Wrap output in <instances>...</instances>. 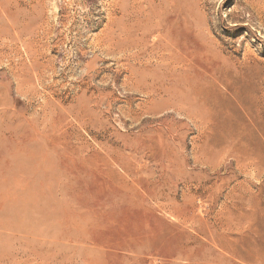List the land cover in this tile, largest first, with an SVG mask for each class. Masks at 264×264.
I'll use <instances>...</instances> for the list:
<instances>
[{
  "label": "rangeland",
  "instance_id": "rangeland-1",
  "mask_svg": "<svg viewBox=\"0 0 264 264\" xmlns=\"http://www.w3.org/2000/svg\"><path fill=\"white\" fill-rule=\"evenodd\" d=\"M164 19L180 42L204 36L251 59L264 102V0H0V264H149L137 259L205 225L216 245L264 244V168L229 149L211 160L206 130L166 104L184 101V86L160 63ZM188 190L194 206L175 216L130 197L182 203Z\"/></svg>",
  "mask_w": 264,
  "mask_h": 264
},
{
  "label": "bare ground",
  "instance_id": "bare-ground-1",
  "mask_svg": "<svg viewBox=\"0 0 264 264\" xmlns=\"http://www.w3.org/2000/svg\"><path fill=\"white\" fill-rule=\"evenodd\" d=\"M159 27L160 28H159V33H158V39H159L158 42L160 44V49L162 51V54H161V56L160 55H158V56L160 57V63L165 68L166 78L171 80V81L180 82L178 84L183 83L182 85L184 86V92H183V96H182L184 101L178 102L179 104H175V103L172 104V103H170V101H168V103H166V104L168 106L175 107V110H177L180 114L183 113L189 119V121H191V123H193L194 126L200 128L201 131H205V130H206V132L208 131V135H206V132H205V136L202 138H203V141L208 144V145H206V147L208 146L207 149H209V151L205 152V153L206 154L209 153L208 156H210L211 160H216L217 158L221 157L223 151L225 149H229V151H231V155L233 152L234 155L238 156L235 158L240 159L242 162V165H244V166L253 165L257 169V171L259 173H261L260 171H262V169L264 168V102L259 101L260 98H258L256 96V88L254 86L255 85L254 78H255V76H256V78H258L257 76L259 75V68L260 67L258 68V66H256L255 63L253 65V62H250L251 59H250V61H245L246 60L245 59L242 62H240V61L236 60L237 58L235 59L232 55L229 56L228 53H227L228 56L224 55L226 53H224L225 51L223 52L221 50L223 48H221L219 46V44H217L218 41H217V43L214 42L213 40L208 41L206 39V37H204V36H200V37L193 36L191 41H189V42L187 40L185 42H180V40H179V33L180 32L178 31V26L176 27L174 23H169L168 20H166V19H164V22H162ZM248 54H249V52H248ZM249 57L250 56H248V58ZM148 58H150V57H148ZM244 58H247V57H244ZM252 61H254V60H252ZM145 62H147V61H145ZM128 70H130V69H128ZM132 77H134V76L132 75ZM155 86H157V85H155ZM257 90H258V88H257ZM156 93H158V92H156ZM159 94H161V93H159ZM145 106H147V105H145ZM195 108L201 109L202 112H200L199 115L193 116L192 114H193V111ZM201 141H202V139H201ZM198 142L199 141H197V144H198ZM225 152L227 153V150ZM223 156H224V154H223ZM195 157H197V156H195ZM228 158L230 159V157H228ZM228 158H226V159L228 160ZM231 160H233V159H231ZM200 162H198V163H200ZM237 162L239 163V161H237ZM222 164H224V163H222ZM226 164H228V163H226ZM207 165H208V163H207ZM230 165H228L227 167H225V166L224 167L225 168H228V167L232 168V166H230ZM204 166H206V165H204ZM251 168L252 167H250L248 169H251ZM218 169H220V167ZM207 170H209V169L207 168ZM215 170H216V168H215ZM242 171L243 170H241V172ZM224 172H225V169H224ZM249 174H250V172H249ZM236 175H239V173ZM243 175H244V173H243ZM251 175H253V172L251 173ZM246 176H247V174H246ZM254 176H255V174H254ZM254 176H252V177H254ZM260 177H262V176H260ZM260 180H261V178H260ZM256 181H257V179H256ZM202 182H203V184H206L205 181H202ZM255 182H253V185ZM247 183H249V182H247ZM172 184H174V183H172ZM242 185H240V186H242ZM256 185H258V184H256ZM189 187H190V185H189ZM244 187H242V190ZM254 187H256V186H254ZM247 188H249V187H247ZM199 189L205 190V186L201 185V186H199ZM199 189L196 188L195 191H198ZM246 191H247V189H246ZM247 192H245V193H247ZM182 193H183V191H182ZM233 193H235V192H233ZM259 193L257 195L255 193L254 197L260 195ZM134 194H132L130 196L131 199L134 200L136 198V200H134L136 205H138L142 211H144L145 213H149V214H151L154 211V209L160 208V209L168 211L169 213L174 215V213L176 211H180V210L182 211V209H186L187 206H190V207L194 206V204L190 201V199H186V197H185L186 194L187 195L190 194V196H192V194L189 190H188V192H185L184 194H182V196H184L182 203H177L176 202L177 200L167 198L166 196H163V195L150 194V193H146L144 191L139 192V193H134ZM195 195H197V194H195ZM238 195H239V193H238ZM240 196H241V194H240ZM247 198H249V197H247ZM252 198H251V201H252ZM223 199H226V198H223ZM238 200L236 199V201H238ZM254 200H255V198H254ZM258 200H259V198H258ZM234 201H235V199H234ZM240 201H241V199H240ZM252 203L255 204L254 202H252ZM244 204L245 203H243V205ZM250 204H251V202H249V205ZM241 205H240V207L243 206V205L242 206ZM224 206L226 207V205H224ZM255 206H253V207H255ZM190 207H188V208H190ZM223 210L226 211V209H223ZM263 210H264V207H261L259 209V212H261L260 213L261 216H263V213H264ZM122 211L128 212L126 210V208H123ZM241 211H243V209ZM228 212H230V211H228ZM235 214H237V213H235ZM228 215H229V213L226 214V216H228ZM232 215L234 216L233 213H232ZM239 216H240V214H239ZM247 218L252 219L251 217H247ZM174 219H176V218H174ZM226 219H228V218H225V220ZM177 221H178V219H177ZM194 221L195 220L192 218L181 217L179 224L184 226L187 223H189V222L193 223ZM228 221H230V220H228ZM234 221H236V219ZM232 223H233V221H232ZM247 226H248V224H247ZM194 227H196V226H194ZM229 228H231V227H229ZM197 229L198 230H196V231H192L189 236L183 234V236H181L178 243L176 242L175 245L170 246L174 251L166 250L165 247L161 244L162 245L161 247L163 248L161 251L158 250V248L154 249L153 251H152L153 248L148 249L146 251V253L148 252L147 255L150 257L139 258V259H137L138 260L137 263L144 262L146 259H148L149 264H175L177 260H183L185 264H253L252 259H253L254 254L259 255L262 258V261H264L263 260L264 259V244L259 245V246L249 245V247L247 246L248 250H246V251L242 250V251H244V252H242V251H238L235 248L230 247L229 246L230 243H229V245L224 244V243L219 244L218 243L219 241H217V240H216V242L218 243L217 245L210 243L209 238L212 236L210 225H205L204 227L198 226ZM220 229H222V228H220ZM226 229H227V227L225 228V230ZM167 231H169V230H167ZM221 232H225V231H221ZM216 235H218V233ZM249 238H250V236H249ZM138 239H141V238L138 237ZM146 239H147V236H146ZM218 239H220V238H218ZM221 239H222V237H221ZM199 240H201L202 242H199ZM214 240H215V238H214ZM248 240H250V239H248ZM240 241H241V239H240ZM244 241H242L241 244L244 243ZM250 241H248V242L250 243ZM220 242H221V240H220ZM142 243H143V245L148 244V242L146 240H143ZM236 244H237V242H236ZM151 245L153 246V244H151ZM244 246H245V243H244ZM199 249H202L206 254L205 253L202 254L201 252H198ZM228 253L231 255L226 256V254H228ZM258 262H259V260H258ZM259 263H261V262H259Z\"/></svg>",
  "mask_w": 264,
  "mask_h": 264
}]
</instances>
